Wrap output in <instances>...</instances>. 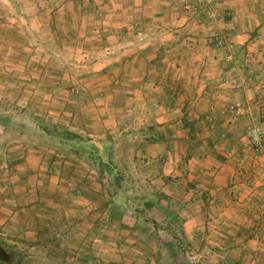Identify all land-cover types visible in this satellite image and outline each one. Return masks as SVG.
Returning a JSON list of instances; mask_svg holds the SVG:
<instances>
[{"label":"rangeland","instance_id":"1","mask_svg":"<svg viewBox=\"0 0 264 264\" xmlns=\"http://www.w3.org/2000/svg\"><path fill=\"white\" fill-rule=\"evenodd\" d=\"M40 1L0 0V248L9 256L0 264H230L216 247L208 248L212 260L195 257L198 246L177 234L185 216L181 196L190 188L185 157L200 152L178 147V181L160 176L161 157L134 159L136 142L166 123L156 116L168 105L125 100L126 91L139 90L137 73L111 68L123 58L105 51L120 43L107 34L121 23L107 22L106 9L87 0ZM49 12L47 35H28L27 15ZM90 12L97 20L78 21ZM229 38L213 43L225 49Z\"/></svg>","mask_w":264,"mask_h":264},{"label":"crops","instance_id":"2","mask_svg":"<svg viewBox=\"0 0 264 264\" xmlns=\"http://www.w3.org/2000/svg\"><path fill=\"white\" fill-rule=\"evenodd\" d=\"M32 1L35 0H27V4ZM87 3L105 8L107 22L121 23L119 31L110 30L107 34V38L118 36L120 43L105 47V51H118L123 58L111 68L135 69L137 73L134 82L139 90L126 91L125 100L131 96L138 101L151 98L155 103L168 105L166 110L159 106L156 116L166 123L156 125L153 133L136 142L134 159L144 163L161 157L165 166L160 176L164 181L167 176L178 181L180 175L175 173L174 165L178 147H194L200 152L197 159L194 155L185 157L190 188L181 196V213L185 216L177 234L187 246H198L194 255L203 261L214 258L209 255L214 250L209 249L216 247L215 254H224L230 264H264V138L262 147L255 150L245 133L246 125L252 123H259L264 131V108L259 106H264V0ZM62 5L67 6V2ZM90 13L78 16V21L97 20L98 15ZM50 15L28 14V35L36 32L44 38ZM145 22L155 24L151 30H141L138 25ZM129 23L135 30H129ZM91 33L88 31L87 35L92 36ZM72 34L79 37V33ZM224 34L230 36L225 49L213 43L214 37ZM57 48L64 52L61 43ZM229 48L236 55L231 59L224 56V50ZM122 56H130L129 62ZM110 62L116 61H106L95 70L108 67ZM235 103L245 109L236 122L225 113ZM196 167L198 176L194 175ZM128 214V219L135 217ZM174 236L172 240L178 242L175 233Z\"/></svg>","mask_w":264,"mask_h":264},{"label":"built area","instance_id":"3","mask_svg":"<svg viewBox=\"0 0 264 264\" xmlns=\"http://www.w3.org/2000/svg\"><path fill=\"white\" fill-rule=\"evenodd\" d=\"M225 113L230 117L232 121H236L244 115L245 109L239 104L230 105L226 109ZM245 130L248 141L255 150H258L261 147L264 135L261 125L259 123L251 124L248 125Z\"/></svg>","mask_w":264,"mask_h":264},{"label":"water","instance_id":"4","mask_svg":"<svg viewBox=\"0 0 264 264\" xmlns=\"http://www.w3.org/2000/svg\"><path fill=\"white\" fill-rule=\"evenodd\" d=\"M0 260H3V261H8L9 260V256L1 248H0Z\"/></svg>","mask_w":264,"mask_h":264}]
</instances>
